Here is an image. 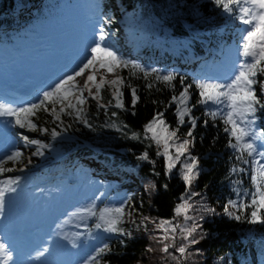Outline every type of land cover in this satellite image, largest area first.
<instances>
[{
	"label": "trees",
	"instance_id": "1",
	"mask_svg": "<svg viewBox=\"0 0 264 264\" xmlns=\"http://www.w3.org/2000/svg\"><path fill=\"white\" fill-rule=\"evenodd\" d=\"M36 2L40 4L36 15L28 16L25 11L19 12L20 7L23 10H33ZM99 2L103 17L114 21L108 24L110 28L106 31L110 33V41L121 57L146 69H157L161 74L176 73L177 79L173 82L175 87L154 81L151 76L144 78L138 70L133 75L132 70L122 68L119 76L125 78V85L119 87L123 92L125 108L115 107L112 97L114 87L106 84L100 93L102 99L89 100L87 103V123L76 119L75 115H68L67 111L60 112L61 120L57 121L50 111L41 110L31 119L38 128L49 131L42 133L25 128L26 136H36L44 144L50 145L54 155L71 153L82 160L89 155L97 157L104 167L102 173L111 182L121 181L125 190H135L136 193L128 204L130 212L139 222L147 217L157 222L164 220L176 224L178 217L182 216L177 215V207L187 200L193 212L188 214L192 219H184L185 223L198 224L209 242L201 247L204 254L201 264H264V225L247 222L252 208L244 212L238 211L240 220L225 214V205L230 200L249 202L245 193L254 191L250 178L254 166L245 165L236 159L237 153L230 149L231 138L224 131L226 125L223 120L219 116L213 119L206 115L198 108L197 103L200 90L195 81H199L197 76L203 72L207 60L217 62L216 58L221 56V50L240 35L231 16L221 7H217L213 0ZM52 11V7L41 0H0V45L15 44L19 39H26V34L19 33L24 25L31 20L34 24L52 21ZM140 14L144 21L152 23L160 30L161 38L153 36L152 45L144 47L139 39V32L136 31L132 34L131 46L128 47L123 38V27ZM169 44L178 47L177 54L165 51L164 45ZM180 77H184L183 84L180 83ZM258 79L264 80V74L258 73ZM150 82L153 84L151 88L147 87ZM126 85L137 90L139 99L135 107L132 105L131 88ZM188 85H191L188 88L189 105H195L191 109V116L196 119V126L192 129L188 117H185V124L179 126L177 136L180 135V139L185 138L186 133L192 130V137H188L191 146L176 161L171 173H168V160L162 155L163 144L157 145L152 139L145 138V126L157 113H163L169 130L177 128V105L171 103V99ZM256 87L259 95V85ZM48 107L51 108V105ZM60 107L59 104L56 105L58 112ZM114 112L115 116L112 115ZM255 127L258 131H264V110L257 112ZM52 129L60 135L53 138ZM133 134H137L139 138H132ZM147 135L150 137L151 133ZM88 145L100 148L98 153ZM27 150L26 147L22 148V162L25 158L34 162L36 157ZM169 153L175 159L174 147L170 148ZM145 154L148 159H141ZM190 157L196 158L199 171L191 185L190 191L198 193L194 196L189 195L186 182L182 179L184 164L192 163ZM3 167L13 169L14 163L7 160ZM233 167H244L249 171L234 173ZM4 174L7 172L2 175ZM151 185H155V189ZM207 208L215 209V213H209ZM259 214L264 216V209ZM179 243L187 244V241L182 239ZM108 246L111 252L99 258L102 264H140L149 252L150 242L144 237L125 240L123 243L113 240ZM195 250L198 252L200 247ZM192 258L190 255L186 258L187 264H192L188 262Z\"/></svg>",
	"mask_w": 264,
	"mask_h": 264
},
{
	"label": "snow or ice",
	"instance_id": "2",
	"mask_svg": "<svg viewBox=\"0 0 264 264\" xmlns=\"http://www.w3.org/2000/svg\"><path fill=\"white\" fill-rule=\"evenodd\" d=\"M213 3L217 7H221L222 10L231 16L233 19L239 20L246 27L243 29L241 37V43L239 45L240 60L237 64V70L232 79L227 83L209 82V81H195L196 87L200 90V99L197 103L201 105H215L217 109L215 111H209V115L216 119L218 116L223 120L226 125L224 131L230 135L229 146L237 153L236 159L241 161L245 165H253L251 173V181L253 183L254 191L251 193H245L249 197V202L230 200L225 205V214L230 218L240 220L241 216L236 215L234 211H230L229 208L236 211L244 212L248 208H252L249 213L248 223L250 224H262L264 225V216L260 215L261 209H264V131H258L255 127L257 120V112L264 110V80L258 79V73L264 74V0H213ZM103 24H111L114 21L112 19H105L101 17ZM110 40V33L101 26L96 35L93 46L88 50V55L83 63L72 73L65 75L60 79L50 90L43 92L42 98L38 102L30 103L25 106L15 107L4 102H0V117L15 118L14 122L20 128H27L30 131H40L42 133L48 132L46 128H38V125L33 122L32 117H36L37 113L41 110L50 111L57 121L61 120L60 112L67 111L68 115H75L76 119H80L81 122L87 123L83 119V106L87 103L85 97V91L93 99H102L100 96L101 90L105 84L113 88L112 97L115 100V107L125 108L123 102V92L120 89V85H125V78L116 76L115 79L108 81L103 76L98 80L97 71L100 69H106L107 73L115 74L116 69L128 68L132 70V74L135 75L138 70L143 74L144 78L152 77L154 81L163 83L169 87L174 88V81L177 79L176 73L161 74L157 69H146L142 65L126 60L121 57L108 43ZM87 75L85 76V74ZM83 77V82H79L77 78ZM184 77H180V83L183 84ZM257 85H259V95L257 94ZM131 88L132 105L135 107L139 97L137 96V90L131 85H126ZM147 87H153L150 82ZM188 85L179 93V95H173L171 103L177 105L176 115L178 127L169 130V126L163 119V113H157L153 119L145 126V138H150L157 145L163 142L164 155L168 160L167 172L171 173L172 168L175 166L176 161L180 156L185 155L189 150L190 140L188 137H192V130L190 129L185 138L180 139L177 136L179 132V126L185 124V117L189 118V122L192 125V129L196 126V119L191 116V109L195 105H189L190 94ZM95 88V93L93 92ZM73 99L75 103H73ZM112 103V101H109ZM59 104V112L56 105ZM51 105V108L48 106ZM105 107V105H100ZM222 106V108H221ZM113 116L116 113H112ZM11 122V121H9ZM62 123V121H61ZM207 121H205V124ZM126 127V126H125ZM148 133L151 136L148 137ZM60 133L55 129L51 130V136L56 138ZM23 140L27 145H36L35 155H43V149L49 148L50 145L42 143L40 140L29 139L28 136H23ZM134 139H138L137 134H133ZM261 143L258 144L257 140ZM170 141L172 143H170ZM174 147L176 151L175 159L170 155L169 149ZM22 153L16 151L5 158V161L11 160L17 162L21 159ZM248 157V158H245ZM141 159H148L145 154ZM192 163H185L182 170V179L186 182L189 189V195L194 196L198 193L191 192V185L196 176L199 175L197 169V163L195 157H190ZM5 161H0V175L4 172L13 171L12 168H5L3 164ZM31 161L29 160V163ZM232 171L247 173L249 170L240 167H233ZM20 182L19 177L8 178L0 181V214L3 213L7 203V195L9 193L16 192L17 186ZM236 183H239L237 181ZM155 189V185H151ZM165 188L167 185L164 186ZM237 195L240 193L237 191ZM188 202L185 200L181 205L177 207V215L183 214L185 220L192 219L188 216ZM82 211L88 213L91 216H98L101 222L95 224L96 229H102L105 233H113L120 236H131V233L126 229L119 227L123 223L125 216H130V212H125V206L119 207H104L97 212L96 205L92 204ZM209 213H215V209L207 208ZM75 215V213H73ZM149 218L145 217V220ZM157 232H162L161 236H154L153 239L159 243L164 241H175L177 230L182 239L187 241V244H182L176 247L175 244L164 243L161 249L164 253H169L170 247H175V250L180 254V257H185L188 254V248L192 245L199 244L204 238L202 234L198 232V224L179 226L171 221L161 220L158 223L152 222ZM78 235V234H77ZM123 243V241H121ZM73 243V247H75ZM154 249L149 248L151 252ZM47 249H44L39 254L44 255ZM111 252V249L107 244L99 247L95 254L90 258L94 264H101L99 259L103 255ZM0 256L5 257L8 260L12 259V254L8 250L5 243L0 242ZM172 259L179 260L175 255Z\"/></svg>",
	"mask_w": 264,
	"mask_h": 264
},
{
	"label": "rangeland",
	"instance_id": "3",
	"mask_svg": "<svg viewBox=\"0 0 264 264\" xmlns=\"http://www.w3.org/2000/svg\"><path fill=\"white\" fill-rule=\"evenodd\" d=\"M41 1L52 7L54 18L51 22H46L44 24H34L33 20L29 21L28 24L24 25V28L19 31V33L26 34L29 38L24 41H19L17 46H10L9 44L0 46V85H4V82L8 80H27V82L35 80L33 84L37 83V86L40 87L44 82L38 79L39 76H41V73L38 72L39 67H33L30 62L38 64V60L41 61L42 57L49 56L51 58L52 55L53 58V55L56 54L55 50L58 54H67V51H69L73 52L74 55H79V58L76 59L72 67L67 71V73L70 74L83 63L89 54L88 50L94 44L98 30L101 27V21L98 20V2L96 0ZM39 8L40 4L36 2L33 10H23L20 7L19 12L25 11L28 16H34L37 14ZM231 19L236 29L240 30L246 27L239 20L233 19L232 17ZM123 29V38L128 35V39L125 40L126 46H129L130 41H132V34L136 31L139 32V39L144 47L151 46L153 36L160 37V30L152 23L144 21L141 14L135 16L127 26L124 25ZM78 37L82 39L76 41ZM46 43L48 45L44 47L43 45ZM240 43L241 40L235 43L234 46H230L227 52L224 53L225 58L223 62L215 67L212 72L207 74L208 76L205 78V81L220 83H227L230 81L237 70V64L240 60ZM110 46L119 54L115 46L111 44ZM164 47L167 53H178V47L175 44L164 45ZM11 59L16 61V65L10 72H6L4 68L8 66L7 64ZM64 64L66 67L70 66L69 60L66 57L63 59V65ZM45 65H41V67H45L44 70L49 69L46 68ZM54 67L56 69L51 72V76H55L57 75L56 73H61L62 71V68H57L59 66ZM121 69L122 68L116 69L115 74L107 73L106 69H100L97 71V79L99 80L103 76L104 79L111 81L115 79L116 76H119ZM86 75L87 73L85 76ZM60 79L54 80L49 88H52ZM93 92L95 93V88H93ZM4 94L5 92L0 91V102L10 104L5 101ZM39 96L38 94L36 98H39ZM85 97L87 103L89 100H99L93 99L88 95L87 91H85ZM73 103H75L74 99ZM87 103L83 106V119H85ZM12 106L18 107L16 105ZM198 108L203 110L206 115H209V111H215L217 106L199 104ZM2 124L4 128H2ZM0 132H4L0 139L5 140L6 137L9 136V140L12 141V144L17 146L16 151H21L20 148H22L23 145H27L22 138L25 136V133L15 124L14 118L0 117ZM178 137L182 138L180 135ZM29 139L39 140L36 136H31ZM41 142L43 143V141ZM161 143L163 144V142ZM170 143L172 142L170 141ZM257 143L260 144L261 141L258 139ZM190 146L191 145H189V147ZM29 147V153L36 157L33 164V172L27 171L26 162L16 164L13 171L8 172V178L19 177L20 182L15 186L17 188L16 192L7 195L6 206L9 205L14 198H17L21 205L23 204V206L28 207L33 213H37L33 207L38 202L41 203L39 206L40 210H38L40 218L37 221H51L53 228L50 226V232H55L48 240L47 251L45 252L50 255L48 258H51L52 255L56 256L50 259L53 264H63L67 261L58 257L61 252L59 243L64 236H69V239L74 240V242L80 245L82 255L86 256L85 264H90L91 256L104 244L109 245L113 240L132 241L144 237L150 242V248L154 250L148 252L147 256L144 257L140 264H187L186 258L189 255L191 258L193 257L196 259L194 260L192 258V260L188 262L192 264L202 263L200 260H203L202 257L204 254L201 247L209 244V242L207 241L208 238L201 231L200 226L198 227V232L202 234L204 238L199 244L190 246L188 248V254H186L185 257H180L175 247H170L169 253H164L161 251L164 243H174L176 247L181 246L179 242L182 240V237L179 234V229L177 230L175 241L168 240L159 243L157 240L153 239L154 236L163 235L162 232L156 231L152 223L154 220L151 218L145 220L144 218L139 222V219L137 220L136 216L129 210L128 203L135 195V190H125L120 187L121 181L111 182L108 177L102 176L101 170L103 168L97 157L89 155L87 159L79 160V158L75 156L76 154H71L69 157L65 158L63 155H54L50 148H44L43 155H35L34 153L36 152L37 146L29 145ZM230 149L232 148L230 147ZM1 153L2 149H0V154ZM2 158L3 156L0 157V160ZM25 161H27L26 158ZM196 163L198 165V162ZM262 163H264V161H262ZM25 186L30 189L37 188L34 190L36 194H38L37 199H39V201L29 197V193L25 191ZM92 204L96 205L97 212L104 207H119L124 205L125 212H130L131 215L125 216L123 223H121L119 227H127L126 230L131 233V236H120L113 233H105L102 229H96L95 224L101 222L98 216H91L82 211ZM229 210L234 211L236 215L238 213L235 209L229 208ZM192 212V207L189 206L187 214H191ZM73 213H75V215H73ZM7 215L12 218L15 217L12 212L7 213ZM181 215V217H178L176 225L184 226L194 224L191 222L185 223L184 216L183 214ZM17 221L19 220L17 219ZM198 247H200V250H198L199 254L197 250H195ZM173 255L178 257L179 260L172 259ZM91 264H94V262H91Z\"/></svg>",
	"mask_w": 264,
	"mask_h": 264
},
{
	"label": "bare ground",
	"instance_id": "4",
	"mask_svg": "<svg viewBox=\"0 0 264 264\" xmlns=\"http://www.w3.org/2000/svg\"><path fill=\"white\" fill-rule=\"evenodd\" d=\"M82 38L81 37H78L76 39V41L78 40H81ZM75 43V41H74ZM48 44H44L43 46H47ZM152 45V44H151ZM46 49V48H45ZM56 54L53 55V58H52V55H51V58L49 56H46V57H42L41 58V61L38 60V64H34L33 62H30V64L33 66V67H39L38 69V72H42L45 67H41V65H45L47 62V64L45 65L46 68H49L47 70H44L42 73H45V74H50V71L52 70H55L56 68L54 66H59L57 68H62V71L59 75L60 78H62L64 75H68L69 73H67V71H69V69L72 67V65L74 64V62L76 61L77 58H79V55H74L73 52H69L67 51L68 53L66 54H58V52L55 50ZM64 57H66L68 60H69V64L70 66L69 67H66L65 64L63 65V59ZM50 62V63H49ZM55 64V65H54ZM8 66L4 68V71L6 72H10V70H12V68L16 65V61L15 60H10L7 64ZM5 66V65H4ZM2 66V67H4ZM45 76H42L40 77V79L44 78ZM79 82H83L84 78L83 77H80V78H77ZM104 169V167H102ZM102 169V170H103ZM34 189H37V188H33V189H30L29 187H27V189L25 190L26 193H29V197L36 200V201H39L38 198V194H36V191ZM50 200V199H49ZM15 201L10 204L9 206H7L3 213L0 214V215H3L6 210L11 207L12 209L10 211H13V209H15V215L16 217H20V218H23L25 216H31V218L27 221L28 224L29 223H32L33 220L36 219L35 215H31V211L29 210L28 207H25V206H22V207H16L18 204H14ZM39 205V203L36 205V207ZM7 213V212H6ZM22 222V221H21ZM24 222V221H23ZM26 222V221H25ZM48 223V222H46ZM26 225V223H20V222H16V223H12L11 219L9 218L6 219L5 218V222L2 223L1 225H4L7 227V232L8 233L10 230H17L18 228H21V227H28L29 225ZM0 225V226H1ZM46 225V224H45ZM5 233V234H6ZM0 238L5 241V238L3 236V233L0 231ZM73 243H75V247H73ZM61 245H64V247H62V251L60 253V256L62 260H72L71 258L75 259L74 261H78L79 259H86L85 255H82V250H81V247L79 246L78 243L74 242V240H71L69 239V236H64L61 240ZM50 262V261H49Z\"/></svg>",
	"mask_w": 264,
	"mask_h": 264
}]
</instances>
